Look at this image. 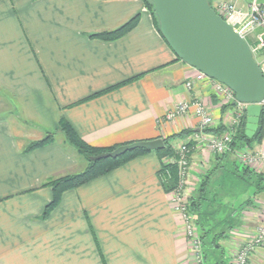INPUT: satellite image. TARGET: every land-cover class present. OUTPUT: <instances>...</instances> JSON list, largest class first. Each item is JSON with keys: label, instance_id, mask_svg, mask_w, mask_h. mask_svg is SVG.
<instances>
[{"label": "crops", "instance_id": "crops-1", "mask_svg": "<svg viewBox=\"0 0 264 264\" xmlns=\"http://www.w3.org/2000/svg\"><path fill=\"white\" fill-rule=\"evenodd\" d=\"M136 15V26L118 39L90 36ZM196 75L155 29L142 0H0V264H195L154 150L63 192L43 219L52 192L42 183L86 162L60 132L42 147L24 148L57 131L61 119L96 147L193 131L186 141L199 128L193 109L170 120L165 115L193 99L210 111L207 134L225 131L233 108L215 91V80ZM248 147L264 148V137ZM226 159L219 162L192 140L190 193L208 169L229 167L236 157L229 152ZM249 169L264 177V163ZM249 194L223 197L231 228L219 247L205 249L206 257L220 251L221 263L229 264L241 240L264 223V189ZM248 264H264V247Z\"/></svg>", "mask_w": 264, "mask_h": 264}, {"label": "trees", "instance_id": "trees-1", "mask_svg": "<svg viewBox=\"0 0 264 264\" xmlns=\"http://www.w3.org/2000/svg\"><path fill=\"white\" fill-rule=\"evenodd\" d=\"M142 1L145 8L151 14L152 22L155 29L159 32V23L154 13L153 3L151 2V0ZM209 3L212 7L211 0H209ZM138 20L139 16L136 15L117 29L91 34L90 36L103 40H115L122 37L133 27H135ZM123 83L124 82L120 83L119 85ZM119 85L105 89L99 92V94L106 92L112 88H115ZM228 106L230 107L231 103H229ZM258 119L259 121L257 129L256 131H254L255 133L252 138L246 137L244 132L246 125V113H244L242 118L239 119L240 122L235 128V133L230 144L233 150L242 146H249L252 141H257V143L261 142L264 137V107L261 109V113ZM57 129V131H46L42 138L30 141L24 148V151L29 152L33 149L42 147L52 142L55 139L56 134L60 132L65 142L71 145L76 150V152L84 158L86 164L85 167L78 172L66 173L48 179L47 181L42 183V186L49 187L52 192L51 200L45 205L40 215V218L43 219L46 218L51 212V210H53L59 204L63 192L77 188L78 186H81L121 166L132 158L151 151L147 149H135L117 158L93 160V156L105 151L113 150L117 146L109 148L92 146L83 141L81 137L77 134V132L74 130V128L67 121L62 119L59 121ZM221 130L222 129L218 128L214 131V133L220 134L219 132ZM192 132L193 131L191 130H182L176 134L167 136L163 138L164 146L161 149L154 150L159 158V161L161 162V169L159 170V173L163 169H168V171L170 172V178L167 180V182L161 183L165 192H169L174 187L176 182V165L173 163L170 164L166 162L168 158L176 159L177 157L172 142H174L175 140H185L186 137ZM185 144L188 147L192 145L191 141H188ZM228 155L229 153H224L221 155L215 154V159L219 162L224 159L227 160L226 158ZM231 164V167H225L223 165H220L218 167L208 169L203 175L200 184L197 186L195 193L193 195L191 194L188 199L189 211L192 214L195 224L197 225L198 231L200 233L203 250V264L204 260L207 258L205 254V249H213L219 247L220 245L218 241L220 239H223V237L225 238L227 230L231 228V211L227 210V206L229 204L227 205V202H224L223 198L224 196H226L227 193L223 191L225 184L221 186L222 184L220 185L219 183H217L218 179H215V174L217 172L220 173L218 178L221 177V183H224L222 182L224 180L223 177H225L224 172H228V174H230L229 176H233L235 178H243L244 180H246V182L251 180V175H254V180L250 181L249 184L251 183L256 191L264 189V177L262 176V174L256 173L254 170L249 169L248 166L240 164L236 161V159H232ZM220 169H222V171H218ZM213 175L215 176L213 177Z\"/></svg>", "mask_w": 264, "mask_h": 264}, {"label": "water", "instance_id": "water-1", "mask_svg": "<svg viewBox=\"0 0 264 264\" xmlns=\"http://www.w3.org/2000/svg\"><path fill=\"white\" fill-rule=\"evenodd\" d=\"M251 1V0H247ZM264 5V0H255ZM159 32L174 54L210 79L228 86L235 100L247 103L245 135L257 129L264 99V76L247 42L216 13L209 0H151ZM234 105V103H232ZM162 138L135 141L93 156L117 158L135 149L157 150Z\"/></svg>", "mask_w": 264, "mask_h": 264}, {"label": "built area", "instance_id": "built-area-1", "mask_svg": "<svg viewBox=\"0 0 264 264\" xmlns=\"http://www.w3.org/2000/svg\"><path fill=\"white\" fill-rule=\"evenodd\" d=\"M212 7L216 13L231 25L235 31L247 42L254 61L261 69L264 76V5H259L255 0L247 1L243 6L237 4V0H211ZM259 29L258 31H256ZM207 76L197 71L196 79L200 80ZM185 88L191 90L192 81L185 82ZM215 91L220 95L222 101L233 108L232 119L225 132L220 134H207V129L213 123L209 109L198 99L182 101L178 103L165 118L173 119L176 116L186 114L190 108L196 117L199 118L198 131L191 135V139L204 144L214 154L234 153L236 160L243 165L254 166L257 163H264V148L253 150L248 146L237 149L231 148V142L235 128L240 118L246 113L247 103L235 100L233 91L226 85L215 81ZM234 103V105L232 104ZM264 107V99L258 104ZM189 140V139H188ZM176 159L168 158L167 163L176 165V182L168 192L169 202L172 209L178 214L181 222V229L190 248L192 259L195 264H203V250L199 231L195 225L194 218L189 211L188 199L191 195L188 181L189 153L188 147L182 142L174 147ZM170 178L168 169L159 173V181L166 183ZM259 247H264V223L256 225L247 238L241 240L238 247L230 257V264H248L251 256Z\"/></svg>", "mask_w": 264, "mask_h": 264}, {"label": "rangeland", "instance_id": "rangeland-1", "mask_svg": "<svg viewBox=\"0 0 264 264\" xmlns=\"http://www.w3.org/2000/svg\"><path fill=\"white\" fill-rule=\"evenodd\" d=\"M239 2L241 4H243V5H245L247 3V0H243V1H239ZM258 30L259 29H257L256 31H258ZM225 131L222 130V132H220V133H223ZM193 140H194V138H193ZM184 141L183 140L182 141L175 140L172 143H173L174 147H177L179 144H181ZM188 141H191V143H192V139L191 138L189 140H186L185 143L188 142ZM253 143H257V141H252L250 144H253ZM229 167H231V166H229ZM219 174L220 173H218L216 175V178H215V179H218L217 183H219L220 185L222 184L221 186H223L225 184V188L223 190H225L230 195H234V196H248V195H250L249 193L254 190V187L252 186V184L251 183L249 184L250 181L254 180V178H255L254 175H251V180L246 182V180H244L243 178H240V177H236L235 178L233 176H229L230 174H228V172H224L225 177H223L224 180L222 181L224 183H221L220 182L221 181V179H220L221 177L218 178ZM230 177H231V179H230ZM196 227H197V225H196ZM183 236H184V233H183ZM222 257H224V256L221 255L220 251H217L214 256H212L211 254H208V257L205 260V264H222L221 263Z\"/></svg>", "mask_w": 264, "mask_h": 264}]
</instances>
